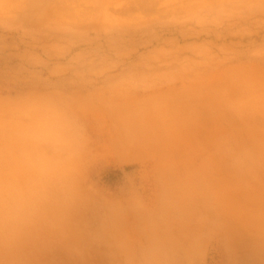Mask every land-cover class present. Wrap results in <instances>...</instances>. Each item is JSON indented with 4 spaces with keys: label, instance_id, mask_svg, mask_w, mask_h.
I'll return each instance as SVG.
<instances>
[{
    "label": "crops",
    "instance_id": "1",
    "mask_svg": "<svg viewBox=\"0 0 264 264\" xmlns=\"http://www.w3.org/2000/svg\"><path fill=\"white\" fill-rule=\"evenodd\" d=\"M228 77L104 94L80 136L70 95H1L0 264H264V99Z\"/></svg>",
    "mask_w": 264,
    "mask_h": 264
},
{
    "label": "rangeland",
    "instance_id": "2",
    "mask_svg": "<svg viewBox=\"0 0 264 264\" xmlns=\"http://www.w3.org/2000/svg\"><path fill=\"white\" fill-rule=\"evenodd\" d=\"M229 74L264 99V0H0V96L71 100L77 136L104 94L143 111L167 85L224 90Z\"/></svg>",
    "mask_w": 264,
    "mask_h": 264
}]
</instances>
